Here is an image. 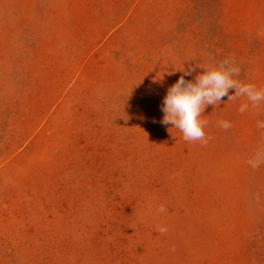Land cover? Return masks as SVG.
Wrapping results in <instances>:
<instances>
[{
    "label": "rangeland",
    "instance_id": "374dc122",
    "mask_svg": "<svg viewBox=\"0 0 264 264\" xmlns=\"http://www.w3.org/2000/svg\"><path fill=\"white\" fill-rule=\"evenodd\" d=\"M225 59L264 89V0H0V264H264V102L161 123Z\"/></svg>",
    "mask_w": 264,
    "mask_h": 264
},
{
    "label": "clouds",
    "instance_id": "9594fccd",
    "mask_svg": "<svg viewBox=\"0 0 264 264\" xmlns=\"http://www.w3.org/2000/svg\"><path fill=\"white\" fill-rule=\"evenodd\" d=\"M196 68L204 71L196 75L194 80L186 81L185 76L192 75ZM175 71L182 72L183 75L167 89L160 109L164 114L161 123L178 129L185 141H206L202 114L208 106L220 105L222 98L226 96L228 101L246 97L247 102L240 104V113H245L250 105L258 107L264 102V89L238 80L236 77L240 75V69L228 59H225L219 67L208 68L197 64L192 68L183 67L182 70ZM233 89L235 92L230 95V90ZM257 124L259 127H264V121H258ZM220 126L228 129L232 125L228 121H220ZM261 162L259 153L254 159L249 160L252 167L259 166Z\"/></svg>",
    "mask_w": 264,
    "mask_h": 264
}]
</instances>
